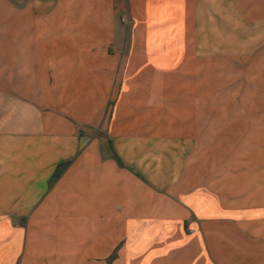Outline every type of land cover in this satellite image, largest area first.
Returning a JSON list of instances; mask_svg holds the SVG:
<instances>
[{
    "label": "rangeland",
    "instance_id": "rangeland-1",
    "mask_svg": "<svg viewBox=\"0 0 264 264\" xmlns=\"http://www.w3.org/2000/svg\"><path fill=\"white\" fill-rule=\"evenodd\" d=\"M36 1L37 6H30L31 0H0V237L19 228L26 240L36 224L52 222L58 229L55 242L72 243L83 225V211L94 208L97 198L94 193H52L64 164L59 163L51 177L50 173L58 162L88 151L91 141H109L107 129L117 110L122 68L145 40L136 32L145 13L140 9L135 19L127 0H68L69 6H63L65 0H34L35 5ZM197 2L187 4L186 12L192 23L186 42L194 62L181 76L195 85L183 87L190 92L181 96L187 110L175 122L190 126L176 135L181 149H167L166 157L172 167L178 162L185 188L198 193H163L189 214L174 215L172 210L165 226L145 219L150 221V245H134V253L140 255L117 264H264V0ZM31 28L48 36L38 38L42 65L38 64L37 95L31 97H48L44 64L50 53L45 52L65 44L68 34L63 33H69L71 46L75 40L89 51L103 47L109 59L117 61L111 97L96 102L87 95L91 87L74 79L75 85L66 86L71 100L31 102L24 95L29 86L15 78L20 62L27 61L20 56H26L29 37L24 32ZM175 28H158L155 40L174 35ZM110 31L115 35L108 36ZM180 56L182 62L184 55ZM170 103L167 112L173 108ZM93 126L94 134L89 130ZM207 191L211 193H203ZM104 200L120 205V194L98 198V205ZM192 228H198L196 237ZM176 238L188 242L168 245ZM191 239L196 243L190 245ZM123 247H117L118 254ZM149 254L150 260L143 262ZM103 262L113 264L110 257Z\"/></svg>",
    "mask_w": 264,
    "mask_h": 264
},
{
    "label": "crops",
    "instance_id": "crops-1",
    "mask_svg": "<svg viewBox=\"0 0 264 264\" xmlns=\"http://www.w3.org/2000/svg\"><path fill=\"white\" fill-rule=\"evenodd\" d=\"M127 1L135 19L138 18V11L143 8L145 18L136 32L139 31L138 38L141 36L145 40L138 43L139 52L133 59L129 57L122 68V86L116 99L117 110L113 113L107 129L109 141L103 142L99 138L91 141L88 151L79 152L74 160L58 162L50 173L51 177L59 163L64 164L58 176L61 177L52 193H94L97 198L94 208L89 206L85 209L87 211H83V225H79L72 243L63 239L55 242L54 230L58 229L52 222L36 224L26 240L21 237V229L11 228L13 233L9 236L12 237H0V264H104L103 260L108 257L113 264L130 261L135 255H140L134 253V245H150V237H147L151 229L150 221L145 219L161 221L165 226L170 219V211L173 210L174 215H180L179 212L189 214L186 208L163 193H198L191 190V187L185 188L181 171L176 168L178 162L172 167L170 158L166 157L167 149H181L182 142L177 141L176 135L183 130L187 132V126H190L188 124L182 127L175 122L187 110L186 102H182L181 96H189L190 92L183 87L195 85L192 79L185 81V77L182 79L181 76L186 68L192 67V61L194 62L193 57H190L192 48L186 42L192 34L189 31L192 28L191 19L186 14L187 4L196 6L198 2ZM62 2L63 6L70 5L68 0ZM29 4L37 6V1L36 5L34 0ZM108 4L111 5V1ZM155 7L162 9H154ZM66 11L62 9V13ZM67 17L69 18L68 14ZM169 18H172V22ZM144 22L147 24L145 27ZM164 26H174L177 31L174 35H164L157 42V30ZM18 32L17 37L21 39L22 32ZM26 32L24 33L29 37L28 46H25L26 56L21 55L20 60L26 58L27 61L20 62L21 66L15 73V78L16 81L23 80L29 86V94L25 92L24 95L29 96L31 102L53 99L60 101L63 98L71 100L70 90L66 86L75 85L71 82L74 79L78 84L91 87L87 95H91V99L96 102H106L111 97L117 82L119 64L114 58L109 59L110 55L103 47L94 46L93 51H89L75 40L71 46L69 33H63L68 34L62 42H65L64 45L52 47L51 51L45 52L50 53L44 64L48 71V80L45 81L48 97H31L37 95L38 89V38L48 36L39 34L38 28H31ZM109 34L108 36H114L115 32L110 31ZM116 35L118 38V32ZM61 39H64V35ZM20 49L23 50L22 47ZM180 54L184 55L182 62ZM41 65L42 63L39 64ZM167 103L173 107L170 112L166 111ZM91 128L89 130H93L94 134L96 126ZM77 150H81L80 146ZM33 182L36 183V180L33 179ZM33 186L36 189V184ZM118 194L120 205L114 206L112 200H104V205H98V198H111ZM86 214L88 219L85 218ZM156 228L159 229L160 225ZM197 229L192 228L191 235H197ZM187 239L176 238L167 243L172 247H181L187 244ZM191 240L190 245L193 241L196 243ZM119 245L124 247L118 254ZM149 256L151 255H146L142 261H149ZM176 260L183 259L177 257Z\"/></svg>",
    "mask_w": 264,
    "mask_h": 264
}]
</instances>
